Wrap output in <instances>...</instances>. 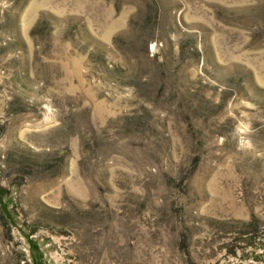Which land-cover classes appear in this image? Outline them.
<instances>
[{
	"label": "rangeland",
	"instance_id": "1",
	"mask_svg": "<svg viewBox=\"0 0 264 264\" xmlns=\"http://www.w3.org/2000/svg\"><path fill=\"white\" fill-rule=\"evenodd\" d=\"M0 190V264H264V0H0Z\"/></svg>",
	"mask_w": 264,
	"mask_h": 264
},
{
	"label": "trees",
	"instance_id": "2",
	"mask_svg": "<svg viewBox=\"0 0 264 264\" xmlns=\"http://www.w3.org/2000/svg\"><path fill=\"white\" fill-rule=\"evenodd\" d=\"M0 194H3L2 190H0ZM255 226H256V220H255V218H253V219H251L249 221L243 222V227L245 229H251V228H253Z\"/></svg>",
	"mask_w": 264,
	"mask_h": 264
}]
</instances>
